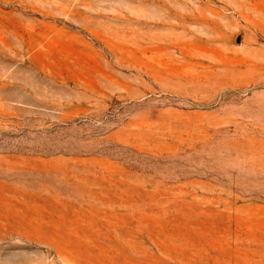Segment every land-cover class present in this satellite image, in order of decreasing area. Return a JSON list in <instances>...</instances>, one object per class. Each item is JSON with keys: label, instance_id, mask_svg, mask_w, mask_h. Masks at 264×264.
Returning a JSON list of instances; mask_svg holds the SVG:
<instances>
[{"label": "rangeland", "instance_id": "1", "mask_svg": "<svg viewBox=\"0 0 264 264\" xmlns=\"http://www.w3.org/2000/svg\"><path fill=\"white\" fill-rule=\"evenodd\" d=\"M0 264H264V0H0Z\"/></svg>", "mask_w": 264, "mask_h": 264}, {"label": "bare ground", "instance_id": "2", "mask_svg": "<svg viewBox=\"0 0 264 264\" xmlns=\"http://www.w3.org/2000/svg\"><path fill=\"white\" fill-rule=\"evenodd\" d=\"M253 24V23H252Z\"/></svg>", "mask_w": 264, "mask_h": 264}]
</instances>
